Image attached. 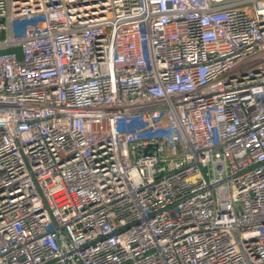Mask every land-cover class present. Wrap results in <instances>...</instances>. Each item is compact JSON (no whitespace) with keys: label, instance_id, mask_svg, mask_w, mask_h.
Returning a JSON list of instances; mask_svg holds the SVG:
<instances>
[{"label":"built area","instance_id":"2783aa9c","mask_svg":"<svg viewBox=\"0 0 264 264\" xmlns=\"http://www.w3.org/2000/svg\"><path fill=\"white\" fill-rule=\"evenodd\" d=\"M0 264H264V0H0Z\"/></svg>","mask_w":264,"mask_h":264}]
</instances>
